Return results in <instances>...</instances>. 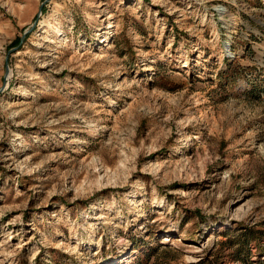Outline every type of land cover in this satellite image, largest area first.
I'll list each match as a JSON object with an SVG mask.
<instances>
[{
	"label": "rangeland",
	"instance_id": "obj_1",
	"mask_svg": "<svg viewBox=\"0 0 264 264\" xmlns=\"http://www.w3.org/2000/svg\"><path fill=\"white\" fill-rule=\"evenodd\" d=\"M0 264H264V0H0Z\"/></svg>",
	"mask_w": 264,
	"mask_h": 264
},
{
	"label": "trees",
	"instance_id": "obj_2",
	"mask_svg": "<svg viewBox=\"0 0 264 264\" xmlns=\"http://www.w3.org/2000/svg\"><path fill=\"white\" fill-rule=\"evenodd\" d=\"M250 230V229H249ZM223 232H226L225 230L223 231ZM251 232L253 233V235H254V232L251 230ZM245 234H246V231H245V233H242L241 235H244L245 236ZM252 235V236H253ZM242 241V240H241Z\"/></svg>",
	"mask_w": 264,
	"mask_h": 264
}]
</instances>
